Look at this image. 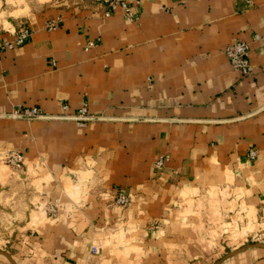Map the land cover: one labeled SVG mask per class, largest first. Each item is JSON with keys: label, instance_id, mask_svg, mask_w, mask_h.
<instances>
[{"label": "crops", "instance_id": "0c3cea01", "mask_svg": "<svg viewBox=\"0 0 264 264\" xmlns=\"http://www.w3.org/2000/svg\"><path fill=\"white\" fill-rule=\"evenodd\" d=\"M105 9L0 0V36L29 30L0 56V154L23 155L19 181L0 164V197L34 188L0 245L14 238L15 264H208L264 230V0ZM235 40L250 44L247 76L224 52ZM32 107L48 117L10 115ZM256 251L220 264H264Z\"/></svg>", "mask_w": 264, "mask_h": 264}, {"label": "built area", "instance_id": "2783aa9c", "mask_svg": "<svg viewBox=\"0 0 264 264\" xmlns=\"http://www.w3.org/2000/svg\"><path fill=\"white\" fill-rule=\"evenodd\" d=\"M102 2L106 9L104 10V15L109 16L115 10L120 9L124 16L129 20H135L137 18V13L133 9L139 4V0H99ZM55 27V21L48 24V29H53ZM29 35V30L22 26L17 32H15L12 38L5 39L0 36V56L5 50H10L24 43ZM258 36L255 35L253 39H257ZM250 49V44L244 40H235L227 44L224 48V52L229 59L231 66L237 70L241 75L247 76L252 72V67L249 62L248 53ZM64 110L67 109V105L63 106ZM23 117H42V114L38 108H24L20 111ZM87 116V108L83 104L79 110L78 114L75 116L78 120H84ZM248 156L253 159L256 156V150L252 149L249 151ZM8 166H10L15 171L19 170L23 165V155L18 150L9 151L3 160ZM164 165V158H159L155 162V166L160 168ZM114 200L119 205L128 204L129 198L125 189H118L114 192ZM50 211L54 212V208L51 206ZM97 248L92 247V251L96 252Z\"/></svg>", "mask_w": 264, "mask_h": 264}, {"label": "rangeland", "instance_id": "374dc122", "mask_svg": "<svg viewBox=\"0 0 264 264\" xmlns=\"http://www.w3.org/2000/svg\"><path fill=\"white\" fill-rule=\"evenodd\" d=\"M74 1L76 3H84V4H95L97 2H99V0H71ZM52 22L49 21L47 22V28H48V24ZM66 105L65 103L61 104L62 109L64 111L63 106ZM39 109V108H38ZM40 110V109H39ZM42 117H48L46 116L47 114L40 110ZM21 112H12L10 115L11 116H21L20 114ZM25 118H30V117H25ZM78 123L80 124H84L85 120H76ZM11 150H18L16 148H12V149H8L4 152H2L0 154V164L3 166H7L9 168L10 173L13 176L18 177L19 181V175L18 172L15 171L14 169H12L10 166H8L3 160L4 157L6 156V154L11 151ZM26 182H28V186L24 189V191L20 192V195H23L27 198V200L22 199L20 202V199H16V197H18V192L20 190H15L14 195L12 196V199L14 201L12 202H7L4 199H1L0 197V240H6L7 238V233L10 234V230L13 228V226L16 224L14 222V218H19V216H24L25 213L28 210V199L30 198L31 194H33V185L30 183L29 180H27V178L25 179ZM1 187V186H0ZM21 189V188H20ZM120 189V188H119ZM123 189V188H121ZM22 190V189H21ZM0 192H2V190L0 189ZM113 193V194H112ZM111 195H114V192L112 191L110 193ZM113 203L115 205H119L115 202V200H113ZM48 214H50L49 211H47ZM18 220V219H16ZM18 222V221H17ZM160 225L158 220H153L151 227L152 228H157ZM14 238H11V240L7 243H5V245H0V264H15V260L13 259L12 255H13V250L14 248L12 247V241ZM223 243L220 244V246H218L215 255L211 258V260L208 262V264H220L223 261H225L228 258H231L232 256H235L245 250H264V246H255L254 244L256 243H260V244H264V230L257 232V234L255 235H246L243 239H240L238 242H228L227 240L221 241ZM110 245V242L107 241V243L105 242L104 247H108ZM103 247V250L105 249ZM241 248H243L242 250H240ZM237 250H240L238 252H236ZM93 252V251H92ZM258 252V251H256ZM95 253V252H93Z\"/></svg>", "mask_w": 264, "mask_h": 264}, {"label": "water", "instance_id": "95a60500", "mask_svg": "<svg viewBox=\"0 0 264 264\" xmlns=\"http://www.w3.org/2000/svg\"><path fill=\"white\" fill-rule=\"evenodd\" d=\"M255 246H264V244H260V243H256L254 244ZM243 248H241L240 250H242ZM240 250H237L236 252L240 251Z\"/></svg>", "mask_w": 264, "mask_h": 264}]
</instances>
